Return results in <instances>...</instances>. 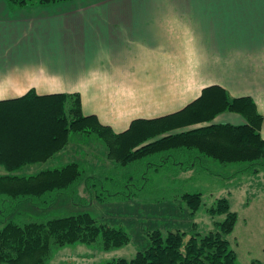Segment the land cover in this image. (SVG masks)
<instances>
[{
	"label": "crops",
	"instance_id": "crops-1",
	"mask_svg": "<svg viewBox=\"0 0 264 264\" xmlns=\"http://www.w3.org/2000/svg\"><path fill=\"white\" fill-rule=\"evenodd\" d=\"M213 1L218 0H68L15 9L0 0V100L32 91L43 104L56 101L57 94H78L84 115L134 137L149 127L164 133V123L155 120L176 112L178 120H187L182 111L213 85L225 87L232 98L251 96L264 115V40L243 41L247 51L236 65L224 77L212 73ZM173 7L179 8L176 20ZM220 12L235 21L233 10ZM231 40L226 34L220 46ZM246 122L240 112L222 111L198 126ZM194 125L184 121L174 129ZM69 145L75 146L74 138ZM67 147L24 160L53 163L31 172L71 161L82 165ZM241 167L226 165L229 171ZM226 197L235 210L231 194Z\"/></svg>",
	"mask_w": 264,
	"mask_h": 264
},
{
	"label": "trees",
	"instance_id": "trees-1",
	"mask_svg": "<svg viewBox=\"0 0 264 264\" xmlns=\"http://www.w3.org/2000/svg\"><path fill=\"white\" fill-rule=\"evenodd\" d=\"M8 1L13 8L24 9L68 0ZM31 95L32 91L24 97L31 98ZM54 98L56 101L43 103L44 108L42 107L48 115H51L50 120L54 123L53 128L59 129L67 135L71 131L80 134H97L98 137H95L93 141L101 142L113 157L116 155L114 162H117V165L128 164L130 161L140 164L147 160L148 167L146 169H148L153 161L142 154L133 155L136 150H144V147L150 148L149 153L152 156L156 155L155 159L168 157L170 152L175 153L174 151L183 150V147L199 149L222 164L250 161L258 156L264 157V139L258 130L262 120L257 117L255 120L254 109H252L254 106L250 108L253 101L249 96L232 98L225 90L217 86H211L204 90L202 96L182 112L188 113L189 109H196L195 104L209 100L213 101V116L207 117L208 119L195 117L192 121L210 120L222 111H235L245 115L248 122L239 125L210 123V125L192 127V129L183 132V134L192 133L191 139L183 138L180 135H175L179 137L169 136L168 144L160 146L158 145L159 140L148 143L141 149H137V147L159 133V129L155 131L154 127L152 130L149 127L142 133H135L136 137L116 133L111 127L102 124L95 115L82 113L81 98L78 94L62 93L57 94ZM32 99L26 103L39 108V103H36L39 98L35 95ZM21 100L23 99H4L0 100V103ZM6 114L9 113L6 112ZM184 121L186 124H193L190 117L187 120H178L177 114L155 120L160 124L164 123L162 132L174 127L175 123L181 124ZM50 133L55 136L53 132ZM207 138L210 140L208 141ZM54 139L53 137L39 138L41 144L45 145L53 154H58L61 152L62 145L54 146L53 143H56ZM56 139L58 138L56 137ZM162 140H168L167 136ZM215 141L219 142L215 143ZM34 163L36 162L25 160L13 163L0 159V164L5 165L6 169V172L0 173V264H49L55 252L68 244L85 243L101 251L103 249L111 251L126 246L132 241L134 235L125 227L101 222L93 214L91 208L87 209L89 204H95L94 200L99 201V204H104L107 196L110 202L118 196L128 197L131 189L129 180H132V175L129 176V179L126 178L127 183H123L122 178L119 179L115 175H110L107 178L92 177L78 161L47 167L37 172L27 171L26 169ZM161 165L162 163L155 164V169L157 170ZM242 168L240 170H245L248 167L242 165ZM145 171L144 175L142 173L138 175L139 181L148 182L150 180ZM89 179L96 180L91 182ZM85 183L87 190L95 195L94 198L82 199L81 206H75V208H79L77 212L56 213L54 208L57 204L62 203L60 201L62 196L70 199L77 191L79 192V187ZM90 185L99 188L98 193L94 194L89 189ZM115 187L117 188L115 189ZM120 188L124 190L121 191ZM201 197V191L183 194V198L192 209H197L200 206ZM77 199L73 196L70 200L75 205ZM25 201L30 202L29 211L21 209V204ZM216 204L218 207L213 212L225 214V216L222 220L215 221L214 229L201 232L197 227V232H189L181 227H171L163 232L160 226H156L145 232L150 240H147L143 248L139 249L133 257H111L104 259L101 264H239L237 252L231 247L227 237L236 226L238 214L232 209L230 200L226 196L219 197ZM163 213L164 211L158 214L162 215ZM137 233L141 234L139 231L136 232V235Z\"/></svg>",
	"mask_w": 264,
	"mask_h": 264
},
{
	"label": "rangeland",
	"instance_id": "rangeland-1",
	"mask_svg": "<svg viewBox=\"0 0 264 264\" xmlns=\"http://www.w3.org/2000/svg\"><path fill=\"white\" fill-rule=\"evenodd\" d=\"M157 4L160 5V2ZM220 10H233L232 17L235 21L229 23L228 18ZM170 14L176 20L179 8L173 7ZM226 34L231 36L232 40L222 47L220 46L221 39ZM260 40H264V0L213 1V49L210 50V53L213 54L212 73L218 72L224 77L226 68L230 69L232 64L236 65L238 57H241V51H247L243 41ZM213 86L227 92L225 87ZM33 96L35 93L32 92L31 98L24 97L21 101L0 103V159L2 161L15 163L23 161L26 157L35 158L52 153L45 145L41 144L39 138L53 137L56 140V143H53L54 146L62 145L60 151L68 146L67 150L73 152L74 157L79 154L78 159L81 160L82 166L87 167L86 160L90 161L91 166L87 169L90 171L88 174L92 177L107 178L110 175H115L119 179L122 178L123 183H127L126 178L129 179V176L132 175V180H129L131 189L128 197L118 196L110 202L107 196L104 204H99V201L94 200L95 204H89L87 207L88 210L91 208L99 221L123 226L133 233L132 241L126 246L111 251L104 249L101 251L85 243L68 244L55 252L49 264H101L104 259L111 257L131 258L139 249L143 248L147 240H150L145 232L156 226H160L163 232L171 227H181L189 232H197L198 227L199 231L208 232L214 229L215 221L222 220L225 216V214L213 212L218 207L217 204V206L215 205L217 199L229 194L233 198V206L238 214V220L234 230L227 237L231 247L237 252V262L239 264H254V262H256L255 264H264V157L258 156L250 161L239 162L244 167L245 165L248 167L245 170H242L241 167V170L237 168V170L229 171L226 169V165L229 164H222L199 149L195 150L194 147H183V150L174 151L175 153L170 152L168 157L162 159H155L156 155L152 156L149 153L150 148L144 147V150H136L133 155L142 154L153 161L148 169H146L148 167L147 160L140 164L130 161L128 164L117 165V162H114L117 156L114 154L115 157H113L101 142L93 141L95 137H98L97 134H80L71 131L67 135L59 129H54V123L50 120L51 115L45 112L43 104H38V108L26 103L33 100ZM249 98L253 101L250 108L254 106L252 109H254L255 120L257 118L262 120L258 128L261 134L264 115L257 109L255 99L251 96ZM194 106L196 109H189L187 113L191 121L195 117L208 119L207 117L213 116V101L204 100L203 103H197ZM6 112L9 114L5 115ZM173 114H178V112ZM203 121L207 122L204 119L192 122L197 124L194 126L198 127ZM175 124L164 133L156 135L152 133L154 136L140 144L137 149L159 140L158 145L160 146L168 144L170 137L175 135L192 138V133L183 134L187 131L186 129H174ZM50 132H53L55 136H52ZM166 136L168 140H162ZM261 137L264 139L262 134ZM73 138L75 146L69 145ZM25 140L28 142L25 143ZM81 142H85L82 152H80L82 150ZM217 142L219 141H215V143ZM159 163L162 165L156 170L154 165ZM46 164L53 163L36 162L26 170L32 171L34 166H45ZM4 166L0 164V173L6 171ZM144 171L150 179L148 182L137 179L138 175L143 174ZM89 180L93 182L96 179ZM89 189L94 194L99 191V188L93 185H90ZM120 190L124 189L120 188ZM195 191H201L202 197L200 206L197 209H192L183 198V194ZM73 196L78 198L75 205L70 200ZM73 196L70 199L62 196L60 199L62 203L57 204L54 208L56 213L77 212L79 208H75V206H81L82 199L94 198L95 195L87 190L85 183ZM29 204V201L23 202L21 209L29 211ZM163 211L162 215L158 214ZM137 231L141 234L137 233L136 235Z\"/></svg>",
	"mask_w": 264,
	"mask_h": 264
}]
</instances>
